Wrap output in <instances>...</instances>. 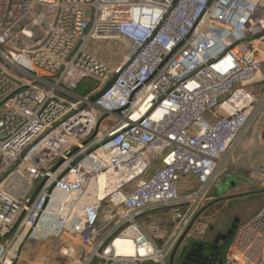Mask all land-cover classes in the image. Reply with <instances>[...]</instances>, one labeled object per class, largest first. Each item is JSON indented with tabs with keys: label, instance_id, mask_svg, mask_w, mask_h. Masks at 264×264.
Masks as SVG:
<instances>
[{
	"label": "built area",
	"instance_id": "built-area-1",
	"mask_svg": "<svg viewBox=\"0 0 264 264\" xmlns=\"http://www.w3.org/2000/svg\"><path fill=\"white\" fill-rule=\"evenodd\" d=\"M106 39L124 42L114 65L88 48ZM263 65L264 0H0V264L49 239L34 264H168L264 124ZM221 264H264V203Z\"/></svg>",
	"mask_w": 264,
	"mask_h": 264
},
{
	"label": "rangeland",
	"instance_id": "rangeland-1",
	"mask_svg": "<svg viewBox=\"0 0 264 264\" xmlns=\"http://www.w3.org/2000/svg\"><path fill=\"white\" fill-rule=\"evenodd\" d=\"M89 50L108 65L119 62L124 54V42L118 39L92 40ZM262 72L264 74V65ZM94 81L85 79L75 90L78 95L87 94L93 87ZM71 99H73L71 97ZM263 140V139H262ZM264 141V140H263ZM260 137V125L254 124L237 146L230 160L228 172L220 178L212 189L213 197L245 192L263 187L259 186L251 168L262 167L261 153L263 150ZM264 203V193L219 202L208 208L197 219L182 244L177 249L176 256L185 248L187 242L193 239H209L218 231L227 228L235 217L243 222L253 216ZM169 233L172 230L173 218L171 209L154 210L149 213ZM147 214L144 216L146 217ZM197 224V225H196ZM197 232H201L197 234ZM54 239L47 241H26L17 264H34V260L42 254H50ZM176 257V258H177Z\"/></svg>",
	"mask_w": 264,
	"mask_h": 264
},
{
	"label": "flooded vegetation",
	"instance_id": "flooded-vegetation-1",
	"mask_svg": "<svg viewBox=\"0 0 264 264\" xmlns=\"http://www.w3.org/2000/svg\"><path fill=\"white\" fill-rule=\"evenodd\" d=\"M238 222L239 219L231 227L232 221L227 228L216 232L209 239L200 238L187 242L179 256L177 257L175 254L173 264H221L230 237ZM230 229L232 232L226 235Z\"/></svg>",
	"mask_w": 264,
	"mask_h": 264
},
{
	"label": "water",
	"instance_id": "water-1",
	"mask_svg": "<svg viewBox=\"0 0 264 264\" xmlns=\"http://www.w3.org/2000/svg\"><path fill=\"white\" fill-rule=\"evenodd\" d=\"M261 138L264 140V129L262 130L261 133ZM59 164V163H58ZM57 164V165H58ZM56 165V166H57ZM42 184V183H41ZM41 184L37 187V190L39 189V187L41 186ZM36 190V191H37ZM36 191L33 193L31 199L35 196ZM264 193V187L260 188V189H255V190H250V191H245V192H239V193H233V194H229V195H224V196H216L213 199H211L210 201H208L205 205H203L196 213L195 215L192 217L191 221L189 222V224L186 226V228L184 229V231L182 232V234L180 235V237L177 239L175 245L172 248V251L169 255L168 258V264H173V259L174 256L176 254L177 249L179 248V246L182 244V242L184 241L185 237L187 236V234L189 233L190 229L192 228V226L196 223L197 219L201 216L202 213H204L208 208H210L211 206L222 202V201H227V200H231V199H235V198H241V197H245V196H251V195H256V194H262ZM238 220L237 217H235L233 219V223L231 225V227H233L234 222H236ZM17 224V223H16ZM16 224L12 227V229L10 230V232H12L16 226ZM9 232V233H10ZM232 232V229L228 230L227 234H230ZM9 233L5 234L4 237L8 236ZM1 239V238H0Z\"/></svg>",
	"mask_w": 264,
	"mask_h": 264
},
{
	"label": "bare ground",
	"instance_id": "bare-ground-1",
	"mask_svg": "<svg viewBox=\"0 0 264 264\" xmlns=\"http://www.w3.org/2000/svg\"><path fill=\"white\" fill-rule=\"evenodd\" d=\"M254 168V167H253ZM103 182L100 183V191H99V196L103 197L104 196V190H102ZM115 246L117 249V252L119 254H125V255H130L133 250V244L129 240H117L115 242Z\"/></svg>",
	"mask_w": 264,
	"mask_h": 264
},
{
	"label": "crops",
	"instance_id": "crops-1",
	"mask_svg": "<svg viewBox=\"0 0 264 264\" xmlns=\"http://www.w3.org/2000/svg\"><path fill=\"white\" fill-rule=\"evenodd\" d=\"M264 129V124H262V125H260V137H261V133H262V130ZM261 142H262V148H264V141L262 140V138H261ZM164 227V226H163Z\"/></svg>",
	"mask_w": 264,
	"mask_h": 264
}]
</instances>
